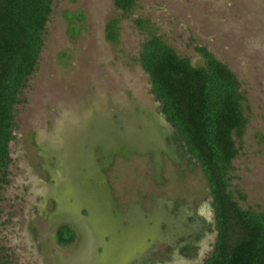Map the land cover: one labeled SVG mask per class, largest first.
<instances>
[{
	"label": "rangeland",
	"instance_id": "1",
	"mask_svg": "<svg viewBox=\"0 0 264 264\" xmlns=\"http://www.w3.org/2000/svg\"><path fill=\"white\" fill-rule=\"evenodd\" d=\"M139 19L195 67L205 47L238 77L249 125L231 192L264 213V0H138L127 18L113 0H55L0 185L10 264H204L212 254L211 190L139 62L149 37ZM65 225L76 233L68 247L57 242Z\"/></svg>",
	"mask_w": 264,
	"mask_h": 264
},
{
	"label": "trees",
	"instance_id": "2",
	"mask_svg": "<svg viewBox=\"0 0 264 264\" xmlns=\"http://www.w3.org/2000/svg\"><path fill=\"white\" fill-rule=\"evenodd\" d=\"M54 1L0 0V185L9 184L16 107L37 72ZM113 1L124 18L130 17L138 3ZM135 24L149 36L139 62L150 77L162 114L201 166L211 190L212 231L217 240L204 264H264V213L242 209L231 192L234 162L243 150L249 125L238 77L207 48H196L204 65L195 67L151 30V22L139 19ZM106 35L108 42H119L117 19L107 25ZM240 198L246 200L243 195ZM75 240L71 227L59 229V245L68 247ZM0 264H10L1 251Z\"/></svg>",
	"mask_w": 264,
	"mask_h": 264
}]
</instances>
